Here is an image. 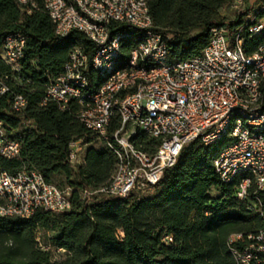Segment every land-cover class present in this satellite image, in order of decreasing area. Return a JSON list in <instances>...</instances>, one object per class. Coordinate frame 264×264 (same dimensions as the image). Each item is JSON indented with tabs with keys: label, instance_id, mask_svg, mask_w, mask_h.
Listing matches in <instances>:
<instances>
[{
	"label": "trees",
	"instance_id": "1",
	"mask_svg": "<svg viewBox=\"0 0 264 264\" xmlns=\"http://www.w3.org/2000/svg\"><path fill=\"white\" fill-rule=\"evenodd\" d=\"M147 3L154 29L169 37L168 63L201 56L214 27H225L231 37L238 35L248 56L264 44V30L249 33V27L264 18V4L236 12L227 24L220 12L230 8L232 0ZM115 26L125 63L144 34ZM16 34L25 39L24 54L16 69L0 60V82L7 89L0 94V124L20 151L13 159L0 156V173L37 172L47 184L69 192L71 209H39L28 219L0 218V264H236L231 251L244 250L247 237L264 229V191L252 184L247 198L239 201L237 187L250 177L241 174L229 183L218 177L213 162L229 139L224 136L208 146L189 144L160 182L143 194L117 198L94 193L108 185L115 170L113 150L79 122L77 102L61 110L46 101L47 89L63 73L72 48L82 47L90 62L94 46L79 32L56 36L44 0H28L25 5L0 0V49L5 37ZM86 75L85 96L102 79L90 67ZM16 97L26 102L21 112L12 109ZM118 126L115 115L110 129ZM78 140L85 150L71 165L68 145ZM135 145L153 154L159 141L141 135ZM233 235L242 240L229 244Z\"/></svg>",
	"mask_w": 264,
	"mask_h": 264
},
{
	"label": "built area",
	"instance_id": "2",
	"mask_svg": "<svg viewBox=\"0 0 264 264\" xmlns=\"http://www.w3.org/2000/svg\"><path fill=\"white\" fill-rule=\"evenodd\" d=\"M18 2L25 5L28 0ZM259 2L264 4V0H232L230 8L243 12ZM44 8L56 36L79 32L94 46L90 62L82 47L74 46L63 73L46 94V101L61 110L77 102L79 122L116 156L108 185L94 193L117 198L143 194L160 182L186 146L196 141L212 145L224 136L230 142L213 162L218 177L225 183L241 174L250 177L237 187L239 201L247 198L252 184L264 191V44L248 56L238 35L231 37L225 27H214L201 56L168 63L169 37L154 29L147 0H44ZM115 25L144 34L125 63ZM262 30L264 18L249 27L254 35ZM24 48L22 35L7 36L0 60L16 69ZM89 67L102 79L85 96ZM6 90L0 82V94ZM25 106V100L16 97L12 109L21 112ZM115 115L119 126L111 130ZM141 135L159 141L153 154L135 145ZM82 149L80 140L68 145L71 165L79 162ZM19 151V143L8 139L0 124V156L13 159ZM69 197L68 191L47 184L35 171L0 173V218L28 219L39 209L67 212ZM237 240L242 236H231L229 244ZM247 240L244 250L231 251L236 264H264V229Z\"/></svg>",
	"mask_w": 264,
	"mask_h": 264
},
{
	"label": "rangeland",
	"instance_id": "3",
	"mask_svg": "<svg viewBox=\"0 0 264 264\" xmlns=\"http://www.w3.org/2000/svg\"><path fill=\"white\" fill-rule=\"evenodd\" d=\"M261 5H262V3L259 2L258 6H261ZM245 11L246 10H243V12H245ZM236 12H239V10H233L231 8H228V9L221 10L220 16H221L222 19L227 21V24H228V21L234 19L235 15H236ZM84 150H85V147H83L81 155L84 153ZM81 155H80V157H81Z\"/></svg>",
	"mask_w": 264,
	"mask_h": 264
}]
</instances>
